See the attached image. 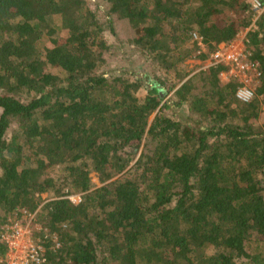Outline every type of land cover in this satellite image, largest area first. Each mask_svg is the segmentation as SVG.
<instances>
[{"label":"trees","instance_id":"trees-1","mask_svg":"<svg viewBox=\"0 0 264 264\" xmlns=\"http://www.w3.org/2000/svg\"><path fill=\"white\" fill-rule=\"evenodd\" d=\"M103 2L0 0V231L39 209L42 264H264V14L246 33L248 0ZM243 33L246 103L223 66L183 68Z\"/></svg>","mask_w":264,"mask_h":264},{"label":"built area","instance_id":"built-area-1","mask_svg":"<svg viewBox=\"0 0 264 264\" xmlns=\"http://www.w3.org/2000/svg\"><path fill=\"white\" fill-rule=\"evenodd\" d=\"M248 2L252 12V22L246 33L255 29L257 18L264 14V4L259 0H248ZM246 33L240 34L243 35L244 40ZM193 39L199 43L201 41V38L195 34ZM236 41L229 45L218 46L209 56L207 68L216 65L223 66L225 70L219 75L220 81L224 84L230 81L237 82L236 98L240 102L246 103L255 95L261 72L257 64L246 61L245 44L242 47ZM20 213V217L10 219L4 229L0 231V264H42L44 248L32 234L36 212L20 211ZM53 242L55 243L56 240ZM1 248L5 250L4 253L1 252Z\"/></svg>","mask_w":264,"mask_h":264},{"label":"rangeland","instance_id":"rangeland-1","mask_svg":"<svg viewBox=\"0 0 264 264\" xmlns=\"http://www.w3.org/2000/svg\"><path fill=\"white\" fill-rule=\"evenodd\" d=\"M88 7L91 9V11H93L97 17H99L100 19H102V21H105V4L103 2V0H86ZM56 23L59 25V22L56 21ZM103 39L108 42L109 44H117L114 40V37L109 34L108 32H105L103 35ZM237 43H239L242 47L245 44V40L243 38V35H239V37H237L236 39ZM44 47L45 48H50L51 44L48 42V40L44 41ZM245 48V46H244ZM115 57H112L110 59H114ZM123 58H121V61H119L120 63H111L110 66H112V69H117L120 67H128L126 65L129 64V60L128 61H124L122 62ZM144 69L146 68V64H143ZM185 67L186 71H190L192 70L194 73L200 71V70H205L208 67V62L206 61L205 63L201 62L200 60H190L187 61L185 63V65L183 66V68ZM263 114H261L260 119L258 124L262 125L263 120H264V109L262 110ZM11 135V132H9L8 137ZM138 156V154H137ZM49 175L51 177H53L55 180H61L63 177V169L61 167H55L54 169H51L49 171ZM90 179H91V185H92V189L94 188H99L101 186V184L99 183L98 177L96 176V174L91 173L90 174ZM65 193V198L68 199L70 202H72L73 204H78L81 200L80 197L81 195L76 194V193H69L68 189L64 190ZM51 198V195L49 194H45L41 196V205L44 202H47V200H49ZM40 205V206H41ZM39 210V209H38ZM36 211L37 214L39 213V211ZM35 224L33 225V229H32V234L34 235V238L36 241H39L41 243L42 239H50V240H55L54 236H45L46 230L41 228L40 223L38 222V219L35 218ZM44 235V236H41Z\"/></svg>","mask_w":264,"mask_h":264}]
</instances>
